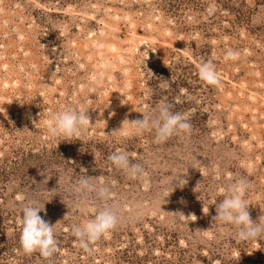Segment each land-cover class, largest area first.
I'll return each mask as SVG.
<instances>
[{
	"label": "rangeland",
	"instance_id": "374dc122",
	"mask_svg": "<svg viewBox=\"0 0 264 264\" xmlns=\"http://www.w3.org/2000/svg\"><path fill=\"white\" fill-rule=\"evenodd\" d=\"M229 50L238 59L226 60ZM208 60L218 85L199 77ZM161 103L191 131L164 143L137 133L131 122ZM69 107L90 117L70 142L45 124ZM114 152L146 175L115 167ZM85 175L109 187L110 199L78 193ZM241 178L256 221L264 216V0H0V264H264V235L240 239L213 220L221 189ZM30 201L54 226L51 258L20 245ZM104 204L118 226L87 252L71 226Z\"/></svg>",
	"mask_w": 264,
	"mask_h": 264
},
{
	"label": "clouds",
	"instance_id": "9594fccd",
	"mask_svg": "<svg viewBox=\"0 0 264 264\" xmlns=\"http://www.w3.org/2000/svg\"><path fill=\"white\" fill-rule=\"evenodd\" d=\"M238 55L237 52L229 50L225 59L236 60ZM198 74L201 80L210 85H218L220 82L211 60L200 64ZM87 111L88 109L82 107H69L45 121L46 127L53 137H64L70 142L74 137L79 138L82 131L90 124ZM131 123L137 133L154 131L156 143L167 142L174 135L191 131V124L187 117L181 112L173 111L172 106L167 103H161L156 109H149L143 114L142 119ZM109 159L115 167L128 173L132 178L146 175L143 165L133 163L124 152H114ZM82 170L86 172L85 169ZM90 181L91 178L87 175L81 177L77 182L76 191L84 195L94 193L100 201L110 199L109 187L97 186ZM180 183H183V180H180ZM248 186V182L241 178L227 188H222L221 193L224 198L219 203H215L216 215L213 220L235 226L240 239H257L264 235V216H260L256 221L251 219L248 211L249 205L244 199ZM43 210L44 207L41 208L38 201H30L23 206L20 217V245L26 254L38 252L44 258H51L58 251V243L54 226L39 215ZM118 223L117 212L111 206L104 204L96 209L92 219L83 224H73L71 232L77 238L80 248L91 252L93 251L92 246L115 229Z\"/></svg>",
	"mask_w": 264,
	"mask_h": 264
}]
</instances>
